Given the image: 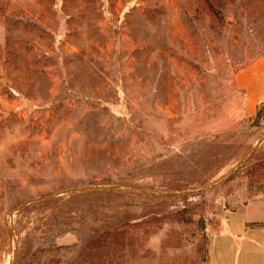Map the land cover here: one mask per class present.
<instances>
[{
  "label": "rangeland",
  "instance_id": "rangeland-1",
  "mask_svg": "<svg viewBox=\"0 0 264 264\" xmlns=\"http://www.w3.org/2000/svg\"><path fill=\"white\" fill-rule=\"evenodd\" d=\"M262 55L264 0H0V264H209L230 212L264 226Z\"/></svg>",
  "mask_w": 264,
  "mask_h": 264
},
{
  "label": "crops",
  "instance_id": "crops-1",
  "mask_svg": "<svg viewBox=\"0 0 264 264\" xmlns=\"http://www.w3.org/2000/svg\"><path fill=\"white\" fill-rule=\"evenodd\" d=\"M250 92L248 104L264 102V55L238 76ZM247 208L230 212L210 243L209 264H264V227L248 226Z\"/></svg>",
  "mask_w": 264,
  "mask_h": 264
},
{
  "label": "trees",
  "instance_id": "trees-1",
  "mask_svg": "<svg viewBox=\"0 0 264 264\" xmlns=\"http://www.w3.org/2000/svg\"><path fill=\"white\" fill-rule=\"evenodd\" d=\"M258 117V116H257ZM248 226H254V227H264V226H262V225H260V224H248Z\"/></svg>",
  "mask_w": 264,
  "mask_h": 264
},
{
  "label": "water",
  "instance_id": "water-1",
  "mask_svg": "<svg viewBox=\"0 0 264 264\" xmlns=\"http://www.w3.org/2000/svg\"><path fill=\"white\" fill-rule=\"evenodd\" d=\"M262 135H263V134H262ZM260 140H261V139H260ZM243 163H244V162H242L241 165H242ZM241 165H240V166H241ZM240 166H239V167H240Z\"/></svg>",
  "mask_w": 264,
  "mask_h": 264
}]
</instances>
